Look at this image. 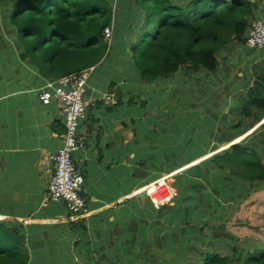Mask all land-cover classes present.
I'll return each mask as SVG.
<instances>
[{"label":"trees","instance_id":"obj_1","mask_svg":"<svg viewBox=\"0 0 264 264\" xmlns=\"http://www.w3.org/2000/svg\"><path fill=\"white\" fill-rule=\"evenodd\" d=\"M134 1L141 12L138 32H132L127 48L123 43L118 60L150 86L181 71L215 74L218 52L232 41L245 44L251 22L264 21L251 0ZM0 17L8 30L17 33L23 57L42 76L58 80L95 67L109 56L104 30L111 26L113 13L103 0H0ZM233 113L248 123H206L209 130L199 123H183L180 131L178 125L171 131L164 127L173 136L148 148L153 153L147 171L162 173L216 153L174 177L177 197L159 210L161 229L152 242L159 252L172 256L155 264H264V249L250 252L238 245L234 235L216 237L225 229L217 224L230 205L243 204L264 186V128L240 142L264 118V72L257 74L242 98V108ZM214 117L227 119L219 113ZM200 129L203 132L197 133ZM176 134L180 139L170 144ZM72 225L86 231L84 222ZM29 262L23 226L0 221V264Z\"/></svg>","mask_w":264,"mask_h":264},{"label":"crops","instance_id":"obj_2","mask_svg":"<svg viewBox=\"0 0 264 264\" xmlns=\"http://www.w3.org/2000/svg\"><path fill=\"white\" fill-rule=\"evenodd\" d=\"M251 1L264 17V0ZM231 49L227 45L221 52ZM241 51L237 49L232 60L223 59L224 63L240 59L235 73L245 78ZM117 53L111 50L95 66L88 84L87 100L99 101L112 94L113 103L98 102L81 124L86 146L74 158L88 174L87 212L74 220L63 204L45 203L53 176L50 156L63 147L65 126L57 103L43 104L40 94L57 79L42 76L23 57L17 33L8 30L0 17V221L23 226L29 264H155L156 259H165L166 251L159 252L152 244L161 229L157 217L161 208L152 202L147 187L154 179L172 177L174 181L188 166L169 172L167 167L163 173L157 170L147 176V159L153 153L148 148L173 134L162 132L164 121L159 122L161 128L159 123L148 128L147 116L153 115L147 112L151 91L134 72L122 67ZM251 65L248 85L235 92L240 98L231 104L230 112L242 108V98L256 83L257 74L264 72V54ZM153 131L157 138L151 142ZM165 154L168 160L172 152ZM79 221L86 231L75 230L72 224Z\"/></svg>","mask_w":264,"mask_h":264},{"label":"rangeland","instance_id":"obj_3","mask_svg":"<svg viewBox=\"0 0 264 264\" xmlns=\"http://www.w3.org/2000/svg\"><path fill=\"white\" fill-rule=\"evenodd\" d=\"M103 1L108 3L113 13L111 26L114 30V37L111 42L107 43L108 53L113 49L115 53L118 52L117 54H119L123 43L126 44L127 48L133 41L132 35L138 32L137 28L141 20L139 17L141 12L140 9L137 10L138 6L134 0ZM132 32L134 33L132 34ZM229 45L233 49L228 52H218L220 68L215 74L181 71L180 74L174 75L175 77L166 82L162 80V83H159L157 87L153 86L151 88L150 85L147 86V91H151L150 98L152 100L147 106V112L153 113V115L147 116L148 128L154 123L157 126V123H162V121H164V127L168 131H171L174 125H178L176 131H180L183 123H199L198 125H203L206 130H209V124L206 123L237 124L241 121L248 123L245 118L230 112L229 108L232 107L231 104L240 98V95H237L235 92L240 88H246L248 85L249 78L252 76L251 63L254 59H260L261 55L264 54V50H251L245 45L241 46V43L236 41H232ZM239 48L242 50L241 62H245V68L243 69L245 78H241L238 73H235L240 59H236L235 62L226 63H224L223 59L225 57H228L229 60L234 59L236 57V50ZM118 57H116L117 60ZM112 59L113 61L115 60L114 58ZM217 113H219L220 117L227 114L228 119H215L214 115ZM161 123H159L160 128L162 127ZM262 127L264 128V123H258L248 133L240 137L242 138L240 142L245 138L251 137ZM198 132H203V129H200ZM150 134L152 135V142L157 138L156 132L153 131ZM175 139L176 141L180 139L177 134L172 138L173 141ZM163 140L165 141L164 138H162ZM195 164H198L197 160L188 165L186 169ZM149 169L150 171H147V176L154 173L151 171L152 168ZM230 207L222 222L217 224L224 225L225 229L217 231L216 237L219 238L220 236H224V234L227 237L234 235L237 238L238 245L246 251L255 252L256 250L264 249V186L243 204H232ZM229 233L231 234L229 235ZM224 245L229 244L224 243ZM229 252V249H226L224 254L228 255ZM169 257L171 255H167L164 258ZM159 259H161L160 256ZM156 260L158 262V259Z\"/></svg>","mask_w":264,"mask_h":264},{"label":"built area","instance_id":"obj_4","mask_svg":"<svg viewBox=\"0 0 264 264\" xmlns=\"http://www.w3.org/2000/svg\"><path fill=\"white\" fill-rule=\"evenodd\" d=\"M104 37L106 43L111 42L114 37L112 26L104 30ZM245 46L252 50H264V21L255 19L251 22ZM95 68L60 78L40 94L43 104L49 105L53 101L57 103L65 126L64 145L58 153L50 156L53 176L48 185L45 203L64 204L74 220H79L87 212L84 194L88 174L77 165L74 158L75 153L86 146L81 134V124L98 102L113 103L112 94L99 101L87 100V88ZM171 179L172 177H165L148 185L147 193L155 206L162 208L170 205L177 197L178 192Z\"/></svg>","mask_w":264,"mask_h":264}]
</instances>
